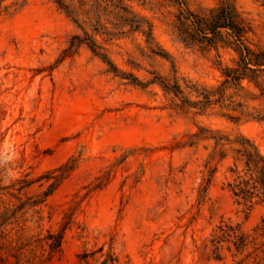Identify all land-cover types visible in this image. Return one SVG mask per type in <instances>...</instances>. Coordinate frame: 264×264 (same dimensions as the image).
Segmentation results:
<instances>
[{"label": "rangeland", "instance_id": "rangeland-1", "mask_svg": "<svg viewBox=\"0 0 264 264\" xmlns=\"http://www.w3.org/2000/svg\"><path fill=\"white\" fill-rule=\"evenodd\" d=\"M223 1L0 0L5 230L61 234L49 264H233L202 245L222 221L264 217L228 186L244 140L264 157V66L235 50L264 60V0H228L234 30L188 39Z\"/></svg>", "mask_w": 264, "mask_h": 264}, {"label": "trees", "instance_id": "trees-1", "mask_svg": "<svg viewBox=\"0 0 264 264\" xmlns=\"http://www.w3.org/2000/svg\"><path fill=\"white\" fill-rule=\"evenodd\" d=\"M187 14L194 18L189 11ZM238 18L234 7L229 4L228 0H224L208 19H193L192 33L187 31L184 33L190 40L200 37L204 41L212 42L219 35L220 29L234 30L238 24ZM237 40L240 41L239 36ZM89 44L93 46L92 42ZM235 50L239 55V67L248 68V65H251L254 68H259L264 66V60H258V55L253 56L255 60L251 59L253 53L241 44H237ZM262 55L264 56V52ZM103 60L111 68H114L109 61ZM249 70L252 72L255 69ZM133 81L136 82V79ZM244 144L239 155L244 160L246 170L242 175L238 173L233 184H228V186L231 188L233 197L236 198V203L248 213L258 201H264V157L248 140H244ZM54 186L55 183L50 185L47 193H50ZM16 199L20 200V198ZM8 211L9 209L6 208L4 214ZM4 214L0 216L1 264H6L12 259L16 264H49L50 260L60 251L62 235L52 234L48 231L43 237L40 235L28 236L23 222H18L14 229L5 230L2 227ZM202 250L214 260H222L220 252L226 250L231 253L234 259L233 264H264V217L250 231L243 230L241 223L233 224L230 221H222L209 238L205 239ZM98 251L102 252V249ZM95 253L79 255L78 264H90L89 261L93 259ZM99 264L120 263L117 256L107 254Z\"/></svg>", "mask_w": 264, "mask_h": 264}, {"label": "clouds", "instance_id": "clouds-1", "mask_svg": "<svg viewBox=\"0 0 264 264\" xmlns=\"http://www.w3.org/2000/svg\"><path fill=\"white\" fill-rule=\"evenodd\" d=\"M9 175H11V174H9Z\"/></svg>", "mask_w": 264, "mask_h": 264}]
</instances>
